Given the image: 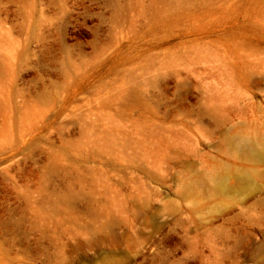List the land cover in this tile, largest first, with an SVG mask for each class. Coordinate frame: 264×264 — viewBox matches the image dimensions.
<instances>
[{
  "label": "rangeland",
  "instance_id": "rangeland-1",
  "mask_svg": "<svg viewBox=\"0 0 264 264\" xmlns=\"http://www.w3.org/2000/svg\"><path fill=\"white\" fill-rule=\"evenodd\" d=\"M0 264H264V0H0Z\"/></svg>",
  "mask_w": 264,
  "mask_h": 264
}]
</instances>
